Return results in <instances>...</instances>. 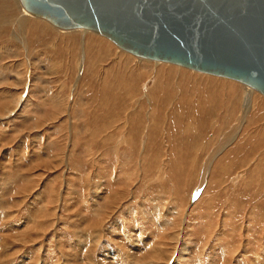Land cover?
I'll use <instances>...</instances> for the list:
<instances>
[{
	"label": "rangeland",
	"instance_id": "obj_1",
	"mask_svg": "<svg viewBox=\"0 0 264 264\" xmlns=\"http://www.w3.org/2000/svg\"><path fill=\"white\" fill-rule=\"evenodd\" d=\"M34 33L26 32L19 38L13 36L11 38V35L8 38H0V164L2 165L0 167V190L3 185L5 189L2 191L3 208L6 212L4 220L0 221V245L4 241L10 243L5 251L6 260H0V264H87L88 258L85 254L95 239L92 240L80 233L77 236L81 238L80 243L76 240L75 232H81L83 227L92 225L97 218L104 214L108 215L110 208L114 207L116 203L122 205L117 210L121 211L117 215L118 221L117 223L115 221L116 224L111 220L107 221V237L100 239L101 243L99 242L97 250L98 254H102L104 250L109 252L110 264H141L140 261L144 260V257L150 258L157 264H165L168 257L174 254L173 252L176 253V256H172L169 264H224L230 245L225 242L226 247L220 248L224 240L218 234L223 222L227 228L228 223H232L236 228L234 235L237 238V245L231 249L232 251L236 250V255L234 254L232 264H264V178L257 177L261 179L260 181L255 178L257 175L254 176L253 173L246 176L251 181L247 188L250 187L252 191L246 189V192H242L233 188L235 184L240 187L242 179L229 184L225 183L222 187L217 182L207 181L205 173H203L211 167L215 154L223 149L230 142L231 137L240 130L239 121L242 119L245 107L243 100V104H240L242 103L240 102L242 90L244 92L252 88L240 82H238L240 86L236 85L234 88L216 87V84L209 88L212 81H207V77L199 78L193 77L189 73L182 74L178 71L180 69L177 65V67H173L177 69L175 71L165 68L156 81V78L153 79L151 76L153 73L154 76L156 75L157 67L154 62L138 61V57L124 52L114 43H112V47L92 43L91 48L87 49L91 58L90 64L98 58L99 63L91 64L86 76H83L85 72L83 60H80V68L76 71V63L82 53L79 52L80 45L76 42L78 41L76 36L68 35L70 38L59 36L53 31L54 34L51 33L50 36L36 38L40 35ZM104 38L108 40L106 37ZM22 39L28 44L27 50L20 42ZM108 42L111 44L110 40ZM116 48L122 50V53H119ZM99 50L102 53L96 59L95 53L98 55ZM199 74L202 73L199 72ZM78 77L81 78L79 81H77ZM146 79L150 82H143ZM208 79L213 80L210 77ZM160 84L164 87L161 88ZM74 85L76 86L73 87ZM141 85L143 91L150 94L155 87L157 91L153 94L156 100L162 98L173 101L181 98L184 102L191 101L192 103L194 101L193 103L197 104L202 103L205 98L210 100L213 98L225 99L224 101L231 102V109L234 110L230 116L226 115V118L223 119V121L226 120L223 133L216 132L217 129L213 131L208 128L209 125L205 124L207 119L203 114H197V120L189 119L196 123L201 131L196 135L193 131L183 132L187 129L188 118L182 117L183 120L180 119L181 124L178 125L174 120H171L172 125L168 130L170 133L168 139L172 136L173 143L170 145L171 149L168 146V150H165L167 158L165 166L154 165L150 170L144 172L145 174L140 173L138 177H136V172L132 176L134 181L131 184L126 180L125 168L121 173L125 178L121 177L118 183L111 184L112 176L118 173L121 166L110 167V164L113 166L116 157L113 154L114 151L109 149L106 155V161H108L104 163L106 176L103 175L104 178H100L101 176L99 177L97 173L93 186H99L98 183L102 181L109 185L106 194H109L110 189L111 192L117 190L115 192L119 194L118 197L113 198L114 202L109 205L110 208L104 206V199L98 206H94L89 197L86 198L82 177L76 175L78 172L81 173V170L83 171V165L81 169L70 168V170L65 169L64 165L61 166L59 160L62 157V149L69 144L70 147L74 146L72 144H77L79 138L84 136L89 116L107 114L118 97V101L121 103L120 99L125 96L129 98L131 92H138ZM215 87L217 89H214ZM163 93H167V95L164 96ZM22 94L19 107L10 117L6 118L8 111L15 108L16 101ZM255 96L260 99L264 98V95L256 90ZM167 101L161 103L167 107ZM259 107L262 108L261 103H258L257 110L254 112V120H259L260 114H264V110H259ZM217 117L221 119V116ZM260 122L262 124V120ZM185 123L187 124L185 125ZM259 123L256 127L250 125L248 130L245 129L244 135L251 136L253 134L251 140L258 138V134L264 131L263 125ZM72 131L79 135H73ZM72 137L73 139H71ZM195 138L197 141H201V148L192 144V140ZM203 144L204 146H202ZM234 146L237 145L234 143ZM121 147L120 150L126 154L134 155L135 158L137 152L133 148L128 147L129 149H127L126 145ZM238 147L240 148L236 152L231 153V157H237V159L240 157L239 159H241L240 155L243 152L245 154L249 152V146L246 147V144L240 142ZM124 148L125 150H123ZM238 150L242 151L241 154L238 153ZM83 151L80 149L76 153L78 158L83 159L82 162L87 159H85V151ZM174 157L178 158V162H175L176 165L183 167L184 170L180 179L175 178L178 181L167 178V175L170 177L169 171L177 168V166H173ZM207 157H210L209 160ZM202 160L204 161L201 162ZM235 164L238 163L235 162ZM201 166L204 168L202 169ZM250 167L252 166L249 165ZM72 171H74V175H72ZM109 171L113 175H110ZM68 176L71 177L70 182L67 179ZM255 179L256 183H254ZM134 182L135 184H133ZM251 183L253 184L251 185ZM65 188H74L77 191L76 197L61 202L59 194L65 192ZM250 192L253 194V201L246 203L247 200L250 201L248 197ZM238 194L244 196V200L247 198L245 217L242 216L241 221L240 219L236 220L238 218L236 214L235 218L230 220L226 215L227 198H235ZM42 207L45 208H43L44 216L38 219L35 213ZM155 207H157V213L152 212ZM254 208H256L255 211ZM252 209L254 213H252ZM186 217L189 218L187 221H185ZM247 224L250 226L249 230H246ZM184 227L188 234L186 238L189 240L184 246V253L187 257L182 258L177 256L179 241L176 238L180 236ZM25 229L28 230L24 232ZM229 231L232 232L227 229L224 238L229 237ZM23 234L25 235L23 236ZM208 241L210 242L207 248H200ZM153 244L154 246H152ZM186 246L187 248H185ZM158 247L161 250L156 254ZM1 248L0 254H2ZM212 250L215 251L210 255ZM127 251L134 255L128 258L125 253ZM155 254L157 258H155Z\"/></svg>",
	"mask_w": 264,
	"mask_h": 264
},
{
	"label": "bare ground",
	"instance_id": "obj_2",
	"mask_svg": "<svg viewBox=\"0 0 264 264\" xmlns=\"http://www.w3.org/2000/svg\"><path fill=\"white\" fill-rule=\"evenodd\" d=\"M72 29H74V30H72ZM72 29H61L59 27L54 26L53 24H50V22L47 19H45L41 16H38V15L28 11L27 9H25L23 4L21 3V0H0V38H2V39L6 38V37L8 38L9 35H11V38H12V36L19 38V36L21 34L23 35L26 32H28V33L29 32H32V33L35 32L34 33L35 35L36 34L40 35V37L37 35L38 37H36V38H42V37L44 38L47 35L48 36L52 35L51 33H53V31L55 32V34H58L59 36H67V37L76 36L75 38L76 39L78 38V41H76V42H78L80 45L79 52H82L79 55V61L76 63V71H78V69L80 68V66H79L80 60H83L82 63L85 66V72H84L83 76H86L87 71H89V69H90L89 67L91 66V64L94 65V63H96L95 65H97V63H99L98 62L99 58H98V60H95L94 63L90 64L91 58H90V54L88 53L87 49L89 50L91 48L92 43H97L98 45L105 44V45H108L109 47H112V42L110 41L111 42V44H110L108 42L109 39L106 40L104 37L98 35L97 33L96 34L92 33L91 31H88L87 29H83V28H72ZM49 31H52V32H49ZM35 35H33L34 38H35ZM56 38H57V36H56ZM20 42L22 43V46L27 50L28 44L25 43V41L23 39L20 40ZM116 49H118V48H116ZM118 52L122 53V50L118 49ZM124 52H126V51H124ZM101 53H102V51H100V50H99L98 55L95 53V58L97 59V57ZM144 60L148 61L149 63L154 62V65L157 67L156 71H155L156 75L154 76V73L153 74L151 73L152 75L150 74L151 76H153L152 77L153 79L156 78V81H158V78L162 75L161 73H163L162 71L165 68H168L167 70H169V71H172V70L175 71L177 69L173 68V67L178 66V65L174 66L171 63H164L163 61H155V60L151 61L150 59H143V58L138 59V61H144ZM183 68H181V66H178V69H180L178 71H180L182 74L183 73H189V75H193V77L195 76V77H199V78H206L207 77L206 78L207 81H212V85L209 86V88L214 87L215 84L217 85L216 87L228 86V87H232V88L236 87V85L237 86L239 85L238 81L235 82V81H232V79L227 80V78H224V77L216 78L217 76H214V75H210V74H206V73L199 74V72L188 71L185 69L183 70ZM97 69H96V72L98 71ZM97 74H98V72H97ZM209 77L213 78V80L212 79L209 80L208 79ZM152 78L150 77V81L152 80ZM79 79H81V78L78 77L77 81H79ZM147 81H148V79H146V81L144 80L143 82H147ZM150 81H148V82H150ZM161 85L162 84H160V86ZM164 85L161 86V88L164 87ZM204 85H206V84H204ZM75 86L76 85H74L73 87H75ZM216 87L214 89H217ZM248 87H250V86H248ZM199 88H202V87L199 86ZM250 88H252V87H250ZM153 89L155 91L153 90L151 94L149 92L145 93V91H143L142 85H141V88L139 89L138 92H131V90H130L131 96L129 98H127L125 96L123 99H120L121 103H119V101H118L119 97H118L117 98L118 104H117V101H116V103L112 104L113 107H110L111 105L109 104L110 111L108 112L106 110L107 114L100 115V116H98V115L97 116H89V118L87 119L86 130L84 132V136L81 139L79 138L78 141L76 140L77 141V144L75 143L76 145L72 144V145H74V146H71L72 148L70 147V144L65 146V148L63 147L62 152H61L62 157L59 160L60 165L61 166L64 165L63 167H65V169H67V170L68 169L70 170V168L81 169V166L83 165V168H82L83 171L81 170V173L78 172L76 175L82 177L81 180L83 181L82 182L83 186L85 185L84 192H86L85 193L86 198L89 197V200L92 203H94V206H98L100 204V202H102L104 199V202H103L104 206L109 207V205L113 204L114 199L116 197H118V194H119L118 192H115L117 190L111 192L110 191L111 189L108 191L109 194H106V192L108 190L107 187L109 185L106 184L105 182H102V181L98 183L99 186H97V185L93 186V182L96 180L95 176H97V173L99 174V177L101 176L100 178H102V177L104 178L103 175H105V168H106V167L104 168V163H106L108 161V160L106 161V159H107L106 155H107V153H108L107 151L109 149H112V151H114L113 154H115V157H116L115 158L116 161L114 162V164L112 163L113 166H111V164L108 162L110 164V167L111 168L112 167L117 168L118 166H121V168L118 170V173L116 175H113L111 173V171H109L111 173L110 175H113L111 184H116L120 181L119 178L123 177V174H121V173L123 172L124 168H125L126 173H127L125 175L126 180H128V182L131 184L134 181L132 176H134L136 174V172H137L136 177H138V175L140 173L147 172L154 165L165 166V163L167 160V158L165 156V150H168V148H167L168 146L171 149L170 145H171V143H173V140L171 139L172 136L170 137V139H168L169 134H170V133H168V130H169L170 126L172 125L171 120H174L178 125V124H181L179 120L182 119V117H186V118H188V120L189 119H192V120L196 119L197 120L198 118H196V115L197 114H203L204 117L207 119L205 121V124H208L210 126V127L208 126V128H211V130H213V131H215V129H217L216 132L223 133V131H224L223 126L225 124L224 122L226 121V120L223 121V119L226 118V115L230 116L231 112L234 110V109H231L232 108L231 102L224 101L225 99L218 100L217 98H215V99L213 98L212 100H210L208 98H205L202 101V103L199 102L197 104H194L193 100H192L193 101L192 103H191V101L190 102H184V100L181 98L179 100L176 99L173 101L171 99H168L169 101L164 99L165 100L164 101L162 98L160 100H156L153 93H155L157 90L155 87H153ZM252 89H247L244 92L242 90V96L240 99V102H242V103H240V104H243V101H244L245 107L243 109L242 119H241V121H239L240 122V125H239L240 130L238 131V133L235 136L231 137L230 142H228V144H226V146L224 148L222 146L223 149L220 148L221 150L215 154L216 156L214 155L215 158L212 161L211 167L209 169L206 168L207 170H205V172H203V173H205V179L207 181L212 180L214 182H217L222 187L224 186L225 183L229 184L230 182H234L236 180L242 179V181H240V187L237 186L236 184L233 185V188L235 187V188H237V190L242 191V192H246V189H249L248 191H252L250 189V187L247 188L250 185L249 182H251V181H249V178H246V176L248 177V175H252V173H253L254 176L257 175L255 178H257V177H260L261 179L264 178V133H263L264 128L262 129L263 132H261L259 130L261 133L258 134L259 135L258 138L254 139V140H251V136L253 134L251 136H249V134H247V133H246L247 135H244L245 129L248 130V127L250 125H253L254 127H256V125H258V123L261 120H262V124H260L261 122L259 124L263 125V127H264V114H260L261 118L259 120L257 119L258 121L253 119V115H254V112H256V110H257L258 103H261V105H262V108L259 107L260 108L259 110H264V98L262 97L263 99H260L261 95H259L260 96L259 98H258V96L254 97V93H255L256 89H254V88H252ZM126 95H127V93H126ZM165 95H167V93H165L164 96ZM122 96H123V94H122ZM22 97H23V94L17 99L15 108L13 110L8 111V113H7L8 115L6 114L7 115L6 118L10 117V115H12L14 110L17 107H19L20 102L22 101L21 100ZM170 98H172V97H170ZM175 98H177V97H175ZM166 101L168 103V105H166L167 107H165L164 104L161 103V102H166ZM111 108H112V110H111ZM217 116H221V119H219ZM186 124L187 123H185V125ZM180 127H181V125H180ZM186 127H187V129H185L183 131L185 133H186V131H193L194 135H196V134H198V132H201V131H199L197 124L191 122V120L188 121V126H186ZM202 128H203V126H202ZM71 133L73 135H77V136L79 135V134H76L77 132L75 133L74 131H72ZM71 139H73V137ZM75 139H78V138H75ZM212 141H215V140H212ZM239 141L241 143L243 142V144H246V147L249 146V148H248L249 152H247L246 154H245V152H243L241 154L242 151L238 150V153H240L241 154L240 156H242L241 159H239L240 157H238V159H239L238 160L237 157H231V153L236 152V150L238 148H240V147H238V145H240ZM82 143H83V145H82ZM200 143H201V141L200 142L197 141V138L192 140V144H195L197 147L198 146L200 147V145L202 144V143L201 144ZM234 143L237 146H234ZM123 145L124 146L126 145L127 149L133 148V150L137 152L135 155V158H134V155H130L128 153L126 154V152H123L122 150H120V147ZM202 146H204V144ZM71 149H72V154L70 155ZM80 149H83L85 151V159L86 158L87 159L84 162H82L83 159L81 160L80 158H78V156L76 154L78 151H80ZM123 150H125V148ZM204 150H203V153H204ZM155 151H156V154H155ZM58 157L60 158V155ZM209 158H208V160H209ZM199 160H200V157H199ZM211 160H212V157H211ZM109 161L111 162V160H109ZM203 161L204 160H202L201 162H203ZM175 162H178V158L174 159L173 166L176 167L177 165ZM194 162L196 163V161H194ZM235 162H237L238 164H235ZM180 163H181V161H180ZM72 164H74V167H72ZM249 165L252 166V167H250L251 169L249 168ZM1 166L2 165L0 164V167ZM105 166H108V165H105ZM203 168L204 167H202V169ZM2 169H3V167H2ZM140 170H142V171L140 172ZM74 171H77V170H74ZM74 171H72V175H74ZM182 172H184L183 167L177 166V168H175V170L169 171L170 177L167 175V178H169L170 180H173V181L174 180L178 181V179L176 180L175 178L180 179L182 176L181 175ZM179 173H180V175H179ZM80 174H84V175H80ZM125 177H123V178H125ZM260 178H257V179H260ZM67 179L70 182L71 177L69 178V176H68ZM261 179H260V181H261ZM3 180L5 182L6 177ZM256 181L257 180L255 179L254 183H256ZM129 183H128V185H129ZM133 184H135V182ZM252 184L253 183H251V185ZM4 185H5V183H4ZM104 185L106 187L105 191H104V189H105ZM230 187H229V189L231 190ZM242 188H245V189H242ZM3 190H5V189L2 185V190H0V193H1V196H0V221L4 220V216L6 214V212L3 208V205H4V203H3V201H4L3 192H2ZM64 191L65 192H62L59 194L60 199H62L61 202L63 200L68 201V200L76 197L77 191L74 190V188H65ZM119 192H120V189H119ZM104 195H106V196L104 197ZM248 197L250 198V201H248L247 198L244 200L245 197L242 196L241 194L236 195L235 198H233V197L227 198L228 201H227L226 215L228 216V218H230V220H231V218H235L236 214L238 217L236 220L242 218V216H243V218L245 217L246 203L253 201V198H254L252 192H250V196H248ZM246 200H247V202L245 203ZM121 206L122 205H118V203H116V205L114 207H112V208L109 207L110 212H112V209H114L112 213L109 212L108 215L104 214L100 218H97L96 222L93 223L92 225H88V226L83 227V230L81 232H75V235H76L75 237L77 238L76 240L80 243H81V238L77 237L78 234H80V233L82 234V236L83 235L85 237L87 236L92 240L95 239L93 244L91 245V247L87 250V252L85 254V256L88 258L87 264H110L109 258H108L109 252H107V250H104L102 252V254H98L97 250H98L100 239L107 237V235H106L107 221L111 220L113 223H115V221L117 223V221H118L117 215L119 214V212H121V211H117V210H119L121 208ZM43 208L44 207L40 208V211L38 209L35 213L38 219H39V217L44 216V209L45 208L44 209ZM156 208L157 207H155V209L152 210L153 213H157ZM255 210H256V208H254V211ZM107 211H108V209H107ZM125 211H126V208H125ZM251 211H252V213H254L253 209ZM184 215L187 216V214H184ZM248 216H250L249 213H248ZM188 219L189 218L186 217L185 221H187ZM240 221H241V219H240ZM247 221H250V220H247ZM244 222H245V220H244ZM5 223H6V221H5ZM185 226H186V224H185ZM243 226H244V224H243ZM248 228H250L249 225L247 226L246 230H249ZM185 229L186 228L184 227V229H182L184 232L182 231L180 236L178 238H176L179 241V244L177 245L178 249L176 248L177 249V256H180L182 258L187 257L186 254L184 253L185 252L184 246L186 245V241L189 240V238H186V237H188V234H186ZM227 229L232 230V232L229 231L230 232L229 237L224 238V235H225L224 233L227 231ZM235 229L236 228L234 227V225L232 223H228V228H227L226 225L224 226V222H223L221 225V229L219 231V234H218V235L222 236V238L224 240V242L222 241L220 248L224 249L226 247L224 245L225 242L230 245L229 246L230 250L228 251L227 259H226L224 264H232L233 258L236 255V250H234V251L231 250L237 245V242H236L237 238H235V235H234V233L236 232ZM27 230L28 229H25L24 232H26ZM186 231L189 232L188 230H186ZM173 232H174V230H173ZM25 234H27V233H25ZM25 234H23V236ZM209 242L210 241L206 242L204 244V246L200 247V248H203V249H204V247L207 248V246L209 245ZM9 244H10L9 242L4 241L0 245V248L2 247L1 248L2 254H0V260L1 261L6 260L5 259L6 258V256H5L6 252L5 251H6V247H8ZM190 244H192V243H190ZM152 246H154V244ZM182 247H183V250H182ZM212 247H215V246H212ZM185 248H187V246ZM160 250H161V248L158 247L156 249V254ZM215 250L210 251V255H212ZM161 252H164V251H161ZM125 253H126V256L128 258L132 257L134 255V253H132L130 251H127ZM173 253H174L173 255L168 257L165 264H169L170 261L172 260V256H174V257L176 256L175 255L176 253L175 252H173ZM156 254H155V258H157ZM143 259L144 260L140 261L141 264H157V263L153 262V260H151L148 257H144Z\"/></svg>",
	"mask_w": 264,
	"mask_h": 264
},
{
	"label": "water",
	"instance_id": "obj_3",
	"mask_svg": "<svg viewBox=\"0 0 264 264\" xmlns=\"http://www.w3.org/2000/svg\"><path fill=\"white\" fill-rule=\"evenodd\" d=\"M21 3L61 29L84 28L136 57L232 79L264 95V0Z\"/></svg>",
	"mask_w": 264,
	"mask_h": 264
}]
</instances>
